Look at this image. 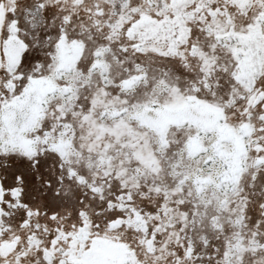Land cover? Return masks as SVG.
<instances>
[{
	"label": "snow or ice",
	"instance_id": "obj_1",
	"mask_svg": "<svg viewBox=\"0 0 264 264\" xmlns=\"http://www.w3.org/2000/svg\"><path fill=\"white\" fill-rule=\"evenodd\" d=\"M0 264H264V0H0Z\"/></svg>",
	"mask_w": 264,
	"mask_h": 264
}]
</instances>
